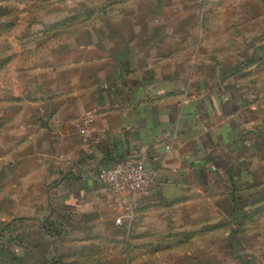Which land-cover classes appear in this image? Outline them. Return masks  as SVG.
<instances>
[{"label":"crops","instance_id":"obj_1","mask_svg":"<svg viewBox=\"0 0 264 264\" xmlns=\"http://www.w3.org/2000/svg\"><path fill=\"white\" fill-rule=\"evenodd\" d=\"M203 11L198 0L107 8L103 23L0 76V264H47L40 256L67 243L121 236L129 209L231 202L257 184L264 107L195 37ZM87 114L90 144L75 126ZM130 156L156 173L147 197L113 196L99 178Z\"/></svg>","mask_w":264,"mask_h":264},{"label":"rangeland","instance_id":"obj_2","mask_svg":"<svg viewBox=\"0 0 264 264\" xmlns=\"http://www.w3.org/2000/svg\"><path fill=\"white\" fill-rule=\"evenodd\" d=\"M144 1L0 0V76L15 65L22 71L60 38L103 23L107 8ZM198 1L206 11L194 18L204 24L195 37L222 58L227 78L264 107V0ZM259 168L257 184L232 193L231 202L165 204L139 212L121 236L84 247L67 243L40 257L47 264H264V159Z\"/></svg>","mask_w":264,"mask_h":264},{"label":"built area","instance_id":"obj_3","mask_svg":"<svg viewBox=\"0 0 264 264\" xmlns=\"http://www.w3.org/2000/svg\"><path fill=\"white\" fill-rule=\"evenodd\" d=\"M94 116L83 115L75 122L76 129L85 144L93 140L92 127ZM99 178L105 183L108 192L113 196L134 195L139 198L151 194L155 182L156 173L149 169L140 156H130L117 159L99 171ZM129 223L134 220L133 210H128ZM116 223L122 225V217L116 219Z\"/></svg>","mask_w":264,"mask_h":264}]
</instances>
